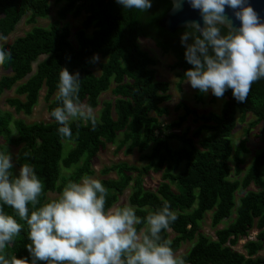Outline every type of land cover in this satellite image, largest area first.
<instances>
[{
  "label": "trees",
  "instance_id": "trees-1",
  "mask_svg": "<svg viewBox=\"0 0 264 264\" xmlns=\"http://www.w3.org/2000/svg\"><path fill=\"white\" fill-rule=\"evenodd\" d=\"M51 2L59 5L56 20L48 27L34 25L23 36L3 44L5 50H10L11 59L0 66L10 72L0 77V95L13 88L15 96L7 98L6 104L15 113L29 116L43 90L50 119L25 123L21 119L13 120L9 112L0 111V151L18 149L12 158V171L17 174L16 169L24 163L34 166L44 184L39 198L43 204L57 198L68 181L79 182L84 175H94L92 161L107 145H115V154L131 155L136 151L142 165L120 161L99 171L101 176L115 175V178L99 179L108 190L106 209L113 207L126 189H130L128 204L141 218L167 200L178 219L161 235L171 241L175 253L183 243H192L185 253L177 255L186 264H264V256L257 255L264 250V149L255 154L240 178L230 179L229 163L232 160L233 172L239 175L244 163L242 156L248 152L249 131L261 125L260 132L254 136L257 141L262 139L264 80L252 85L244 103L235 100L231 89L226 91L219 113L200 114L178 102L175 110L182 109L183 113L166 123L161 118L168 115L163 104L171 100L169 83L156 79V60L141 49L139 39L151 40L162 54L173 55L169 69L179 72L181 90L186 80L184 72L192 67L185 60V48L180 40L186 28L168 33L158 26L170 2L152 0L149 10L139 12L124 9L115 0H0V35L7 37L24 16L32 25L38 18L47 17ZM68 16L84 17L73 33L74 41L70 39V28L61 23ZM95 56L102 62L96 64ZM36 61L33 71L32 64ZM60 67H67L70 73L79 71L81 101L93 109L100 106L96 129H91L90 122H72L71 139L60 137L59 125L50 117L51 110L57 106ZM106 91L114 99L100 101V95ZM203 94L195 90V99L202 100ZM237 113L241 123L248 114L253 119L244 130L245 137L234 146L230 135L236 126ZM189 117L199 125L191 133L174 132ZM65 141L70 146L66 155L63 154ZM170 141L179 145L173 148ZM73 167L69 174H62V169ZM150 172L160 174L161 179L153 191L144 189L142 182V177ZM53 193L56 197L49 198L48 194ZM29 208L31 211V205ZM4 211L24 225L6 251L31 260L25 247L30 243L25 222L19 221L11 208L4 206ZM207 212H211L212 228L224 224L215 229L214 239L201 232L200 223ZM253 230L255 237L248 239ZM242 239L244 254L233 249Z\"/></svg>",
  "mask_w": 264,
  "mask_h": 264
},
{
  "label": "clouds",
  "instance_id": "clouds-1",
  "mask_svg": "<svg viewBox=\"0 0 264 264\" xmlns=\"http://www.w3.org/2000/svg\"><path fill=\"white\" fill-rule=\"evenodd\" d=\"M115 2L139 12L152 7V0ZM184 2L172 0L173 11L181 10ZM186 2L199 11L203 21V25L187 21L180 38L185 60L192 66L184 72L186 82L200 93L211 91L218 99L231 89L237 102H246L252 85L264 80V21L248 0ZM226 8L233 10L239 27L234 26ZM0 41L6 37L0 35ZM10 59V50L0 43V66ZM80 89L79 71L70 73L67 67H60L57 106L50 117L59 125L61 138H72V122H90L93 131L99 123L94 109L81 101ZM13 168L12 154L0 151V264H186L171 241L161 235L178 219L169 201L163 200L143 218L129 204L106 209L107 188L84 175L79 182L68 181L57 198L41 204L44 184L34 166L22 164L18 175ZM4 206L25 222L30 241L25 247L31 260L6 251L24 225L6 213Z\"/></svg>",
  "mask_w": 264,
  "mask_h": 264
},
{
  "label": "rangeland",
  "instance_id": "rangeland-1",
  "mask_svg": "<svg viewBox=\"0 0 264 264\" xmlns=\"http://www.w3.org/2000/svg\"><path fill=\"white\" fill-rule=\"evenodd\" d=\"M59 9V5L54 4L53 2L50 3V14L45 17V18H38L35 22V24H28L27 23V16H24L20 19V21L17 23L15 26L14 30L6 37V41H0V43H11L15 38L23 36L26 32L30 31L32 26H41V27H48L54 20L57 19V11ZM83 16L79 18H72L71 16H68L65 20L61 21L62 24L67 25L70 30H71V37L70 39L74 41V31L78 29L81 25V22L83 20ZM87 33H90L88 31ZM139 45L141 49L147 51L151 56H153L156 60V65L154 67L156 71V79L160 81H165L169 83V90L168 93L171 94V100L165 104H163L164 107L167 108L168 110V115L162 117L161 119L168 123L173 120H176L179 115L183 113L182 109L175 110V106L178 102H184L187 104L190 108L195 109L198 113L204 114V113H209V112H216L219 113L220 110L222 109L224 103H225V98L218 99L214 95H212L211 91H209L207 94H203V98L200 101H197L195 99V90L193 89L189 83L184 80L181 84V90L178 89V82H179V72L177 70H170L169 66L174 62L173 55L168 53V54H162L155 46L153 41L147 40V39H139ZM99 57V56H98ZM42 57L39 58L38 61H40ZM36 61L35 63L32 64L33 71L35 69V66L37 64ZM99 62H102V59L99 57L98 60H95V63L98 64ZM95 72H98V68H95ZM10 72L8 71H3L0 68V77L2 75H9ZM43 95L44 91L42 90L39 93V98L37 101V104L34 106L32 113L27 116L24 115L22 112L20 113H15L13 108L9 107L5 100L10 97H14V91L13 88L9 91H5L0 95V111L4 112H9L12 116L13 120L16 119H21L25 123H34V122H49V116L46 111V105L43 101ZM114 97L111 95L110 91H106L103 94L100 95L99 100H113ZM100 106L94 109L96 115H98ZM240 114H236V126L233 129L232 134L230 135L231 143L236 146L241 139L245 137L244 135V130L246 127H248V124L250 121H252L253 116L251 114H248L245 117V120L243 123L239 120ZM199 125L198 123H194L191 121V117L187 118V120L182 124L180 129L174 130V132H183L185 130H188L189 133H191L196 127ZM261 130V125H258L254 128H252L248 135L246 136L248 139L247 147H248V152L244 154L243 160L244 163L241 166V173L239 175H235L233 172V162L232 160H229V163L231 165V175L230 179H237L242 177L250 165L252 164L253 157L255 156L256 153L260 152L261 150L264 149V134L261 135L262 139L260 141H257L255 136L258 132ZM13 134L15 135V132L13 131ZM255 135V136H254ZM198 139H195L197 142ZM170 145L175 148L179 145L178 142L176 141H170ZM70 146L69 142H64V149H63V154L66 155L68 152ZM114 148L115 145H107L106 149L104 152L97 154V156L93 159L92 161V168L94 169L95 173L91 177L96 178V179H101L104 177L107 178H115L114 174H108L106 176H101L99 171L106 166H110L111 164H114L116 162L120 161H125L129 164H136V165H142L143 163L138 162V154L136 151H134L131 155H124L123 152H120L118 154L114 153ZM17 148L11 147L9 148L8 152L12 154V158H14L17 154ZM72 169H62V174H69ZM19 169H16V173L18 174ZM161 181L160 179V174H155V173H149L146 176L142 177V182H143V187L146 190L153 191L158 183ZM252 189V187H251ZM130 193V189H126L124 193L119 197L118 201L114 206H122L123 204H128V195ZM49 198H54L56 197V194H48ZM113 206V207H114ZM210 216L211 212H207L205 214L204 219L200 223V228L201 232L212 239H214V231L215 229H219L224 226V224H221L217 226L215 229L210 226ZM256 231L253 230L250 232L248 235V239H253L255 237ZM245 240H239L236 244V246L233 247L234 250L238 251L239 253L244 254L243 250V244ZM192 246V243L186 242L183 243L180 250L176 252V255L185 253L190 247ZM258 256H264V250L260 251Z\"/></svg>",
  "mask_w": 264,
  "mask_h": 264
},
{
  "label": "water",
  "instance_id": "water-1",
  "mask_svg": "<svg viewBox=\"0 0 264 264\" xmlns=\"http://www.w3.org/2000/svg\"><path fill=\"white\" fill-rule=\"evenodd\" d=\"M171 6L165 15L158 21V26L168 33H174L178 29L185 28L187 21H199L203 25V21L200 17L199 11L190 7V5L184 2L183 7L179 11H173L172 0H167ZM248 3L255 9L260 16L261 20L264 21V0H248ZM226 14L233 20L235 27L240 26V21L236 20L233 16V10L226 8Z\"/></svg>",
  "mask_w": 264,
  "mask_h": 264
}]
</instances>
